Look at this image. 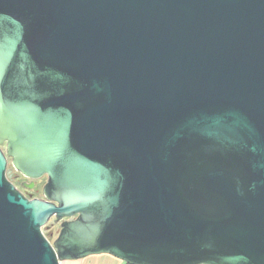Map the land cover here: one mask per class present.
<instances>
[{"label": "water", "instance_id": "obj_1", "mask_svg": "<svg viewBox=\"0 0 264 264\" xmlns=\"http://www.w3.org/2000/svg\"><path fill=\"white\" fill-rule=\"evenodd\" d=\"M102 254L264 264V0H0V264Z\"/></svg>", "mask_w": 264, "mask_h": 264}, {"label": "flooded vegetation", "instance_id": "obj_2", "mask_svg": "<svg viewBox=\"0 0 264 264\" xmlns=\"http://www.w3.org/2000/svg\"><path fill=\"white\" fill-rule=\"evenodd\" d=\"M2 149H3V147H2ZM5 150H6V148H5ZM10 161H11V159L8 158V166H9ZM10 181L16 187V189L18 191H20L25 197H27L29 199H44V194H43L44 186L41 188V194H39V195H41V197L38 195L39 190L37 189V187H38V184L40 182H43L44 185L46 184V182H47L46 176H44L43 178H41L39 180H32L30 178H27L23 174L17 172L14 176V179L10 180ZM31 186H32V188H30ZM34 191H35V193H34ZM49 223H50V225L48 227H46L45 229L48 230L50 237H52V238L54 236L57 237L58 233L60 231V226H61L62 222L56 223L55 219H52Z\"/></svg>", "mask_w": 264, "mask_h": 264}, {"label": "crops", "instance_id": "obj_3", "mask_svg": "<svg viewBox=\"0 0 264 264\" xmlns=\"http://www.w3.org/2000/svg\"><path fill=\"white\" fill-rule=\"evenodd\" d=\"M62 264H124L123 261L107 254L93 255L76 261H66Z\"/></svg>", "mask_w": 264, "mask_h": 264}, {"label": "rangeland", "instance_id": "obj_4", "mask_svg": "<svg viewBox=\"0 0 264 264\" xmlns=\"http://www.w3.org/2000/svg\"><path fill=\"white\" fill-rule=\"evenodd\" d=\"M2 147H3V149L5 150V147H6L5 144H3ZM16 173H17V171L14 169V167L12 166V163H11V161H10V162H9V166H8V168H7V178H8L9 180H13V179H14V176H15ZM43 186H44V183H43V182H40V183L38 184V187H37V189L39 190L38 195L41 194V188H42ZM34 193H35V191H34ZM39 196L41 197V195H39ZM49 225H50V223H48L47 227H48ZM44 231H46L47 234L49 233L48 230L45 229V228H44ZM46 232H45V234H46ZM49 238H50V237H49ZM55 238H56V236H54L53 239H51V240L54 241Z\"/></svg>", "mask_w": 264, "mask_h": 264}, {"label": "trees", "instance_id": "obj_5", "mask_svg": "<svg viewBox=\"0 0 264 264\" xmlns=\"http://www.w3.org/2000/svg\"><path fill=\"white\" fill-rule=\"evenodd\" d=\"M45 232H46V231H44V233H45ZM45 235H46L48 238L50 237V236H49V233L47 234V232H46ZM124 264H128V263H125V262H124Z\"/></svg>", "mask_w": 264, "mask_h": 264}]
</instances>
